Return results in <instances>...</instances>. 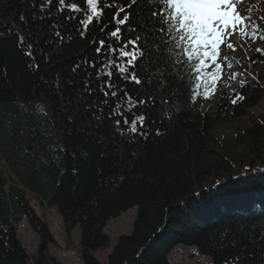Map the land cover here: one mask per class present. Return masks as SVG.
Instances as JSON below:
<instances>
[{
	"label": "trees",
	"instance_id": "16d2710c",
	"mask_svg": "<svg viewBox=\"0 0 264 264\" xmlns=\"http://www.w3.org/2000/svg\"><path fill=\"white\" fill-rule=\"evenodd\" d=\"M105 2L111 7L85 30L80 21L90 11L84 0H66L63 6L48 0H0V155L22 183L9 191L0 169V264H59L48 254L55 244L52 233L22 197V188L56 208L67 233L79 229L84 264H102L95 254L109 247L103 234L106 226L135 207L131 235L119 237L105 264H171L168 254L177 243L196 247L212 264H235L237 255L264 254V243L256 240L264 235L263 178L249 176L223 186L226 194L195 197L207 181L230 176L239 165L264 153V118L238 135L236 145L218 144L212 137L215 128L235 123L258 106L264 88L249 78L242 90L241 82L221 84L218 94L207 99V111L196 103L204 97L203 88L194 103L181 97L137 109L122 94L113 98L109 92L105 97L109 79L119 86L113 89L118 92L127 88L132 94L159 97L151 88L138 89L115 74L107 76L114 72L113 64L123 66L112 51L116 45L110 32L119 25L114 14L132 5L136 23L144 20L147 8L132 0ZM71 3L80 11L66 19L69 13L58 9ZM101 40L107 47L97 54ZM261 63L264 54L254 52L249 64ZM173 72L166 77L173 84L178 77L190 80L187 65ZM236 92L244 99L233 105ZM170 94L171 90L165 93ZM130 110L146 116L147 126L141 130L138 124L135 133L121 116L113 115L122 112L131 121ZM116 119H121L119 126ZM236 146L241 154L233 151ZM243 191L249 193L244 200L251 205L258 200L254 214L250 207L226 219L222 217L231 209L204 212ZM182 201L188 206L180 207ZM236 207L240 205L231 208ZM24 217L39 239L37 254L31 257L15 235ZM209 217L210 225L201 223ZM171 229L182 231L184 238L169 244ZM241 264L264 261L244 259Z\"/></svg>",
	"mask_w": 264,
	"mask_h": 264
},
{
	"label": "snow or ice",
	"instance_id": "6c2138e0",
	"mask_svg": "<svg viewBox=\"0 0 264 264\" xmlns=\"http://www.w3.org/2000/svg\"><path fill=\"white\" fill-rule=\"evenodd\" d=\"M58 3L63 6L66 0H48V3ZM90 14L82 19L80 23L87 30L91 22L103 15V9L111 7L105 0H84ZM243 0H132L133 5L146 6L147 13L143 21L133 23L131 17V7H121L113 16V21H119V25L114 27L110 36L114 38L115 52L123 66L113 64L114 72H108L111 78L117 75L125 84H131L138 89H149L159 92V97L152 93H145L144 96L129 93L127 88L120 91L113 90L117 85L109 81L105 82L108 91H104L105 97L110 95L117 98L121 94L131 105L132 109L147 108L149 105L155 107L158 103L170 104L174 100L184 97L186 100L195 102L199 96V90L203 88L204 98L210 99L215 95L219 87V81L224 79L225 67L231 69L232 62L227 53H223L222 45H226L232 52L237 51V46L225 41V37L231 39L239 35L244 42L248 39L253 41L264 39L259 33L264 31V17H253L249 12L247 15L239 11V4ZM61 13L68 12L66 19L73 18L72 14L79 12L77 3H71L69 8L61 7ZM120 13H125L123 16ZM251 29V31H249ZM127 33V35H125ZM165 34L169 37L165 39ZM59 35V33H57ZM83 38V32H81ZM96 48L97 54H101L106 48L104 40L99 41ZM244 50V43L240 45ZM119 49V51H116ZM257 52L264 54V49L257 48ZM31 55V53H28ZM248 59H251L250 57ZM143 67V70L141 66ZM189 67L190 80L183 77L177 78V83L173 84L166 77L173 76V70L177 66ZM93 69L96 64L90 65ZM38 67V65H37ZM238 73L228 76L229 86L235 81ZM98 79H102L98 77ZM245 81H241L239 88L242 90ZM171 90L170 96L165 93ZM235 91V89H233ZM244 96L236 92L235 98L230 103L235 105L242 101ZM133 119L129 121L123 113H114L121 116L124 125H129L132 132H137L139 124L142 130L146 116H135L133 111H129ZM121 119H116L115 124L120 125ZM149 123H154L151 117H147ZM143 135V131L140 132ZM159 135V130H157ZM260 243H264V235L256 237ZM244 259L264 261V254L256 252L249 253L247 257L237 255L235 264H241Z\"/></svg>",
	"mask_w": 264,
	"mask_h": 264
},
{
	"label": "rangeland",
	"instance_id": "374dc122",
	"mask_svg": "<svg viewBox=\"0 0 264 264\" xmlns=\"http://www.w3.org/2000/svg\"><path fill=\"white\" fill-rule=\"evenodd\" d=\"M243 10L242 14H245L248 10L253 12V17H264V0H252V4L248 7L244 5L239 6V11ZM225 41L231 42L237 46V51L232 52L230 49L223 45L224 53L232 57L239 64L244 65V61L249 56V48L242 41L239 35H236L229 39L224 38ZM241 43H244V50H241ZM256 77L259 78L262 87H264V65H260L253 72ZM199 109L206 111L209 109L208 103L199 104ZM209 107V108H208ZM264 118V96L260 104L251 109L245 117L238 119L232 124H223L215 128L212 132V137L218 144H226V146L236 145L235 138L242 134L249 125L255 121L262 120ZM235 152L241 154L240 147H234ZM249 163H260L259 158L249 160ZM0 169L3 172L7 189L22 187L20 180L12 173L7 161L0 155ZM22 197L28 201L31 207L34 209L36 215L47 226L52 233L55 244H53L48 254L51 255L59 264H84L81 258V248L79 246V229H74L69 233L66 232L63 220L59 215L56 208L48 207L45 203L40 201L36 196L30 194L25 188L20 189ZM137 208H132L129 211L123 213L120 217L111 220L106 226L103 234L109 239L110 248L106 251H100L95 255V258L102 264H105L108 254L111 251L113 245H115L117 239L121 235H129L133 229V223L135 220ZM25 220V221H24ZM23 223L17 226L18 240L24 247L26 254L31 257L37 254L39 239L35 230L31 227L27 219H23ZM181 250V251H178ZM172 257L178 258L174 264H212L210 257L200 254L195 247H187L177 245L173 249ZM109 252V253H108ZM179 254V256H176ZM173 263V262H172Z\"/></svg>",
	"mask_w": 264,
	"mask_h": 264
},
{
	"label": "bare ground",
	"instance_id": "6f19581e",
	"mask_svg": "<svg viewBox=\"0 0 264 264\" xmlns=\"http://www.w3.org/2000/svg\"><path fill=\"white\" fill-rule=\"evenodd\" d=\"M262 158H264V153L262 154L261 157H259V161H261ZM227 184H229V183L220 184V183L216 182L215 180H209V182L207 181V183L205 185L203 184V186H201L200 190H198L197 193L195 194V197H200L202 195H211L213 193L226 194L227 192L222 187L226 186ZM239 194H240V196H236L237 195L236 194L233 197L228 198L226 201H224L222 203V206L218 205V204L213 205L211 208H209L210 210H204V212H206L208 215H210L211 211L224 212V211H228L229 209H231V211H229L226 215H224L222 217V219H226V218L232 217L238 213H242V211L246 212V211H248V209L250 207L251 208V210H250L251 214H254L255 210L257 211V208H259L258 207V200L255 199L254 203L251 205V202L244 200L249 195V193L247 191L240 192ZM235 205H240V207H236V208L232 209L231 207H233ZM179 206L180 207L188 206V202L182 201L179 203ZM23 219H26V218L24 217ZM24 221L22 220L21 222L23 223ZM209 222H211L210 217L208 219L204 218L203 220H201V223H205V224L210 225ZM20 223H19V225H20ZM16 231H17V228H16ZM162 232H163V230H160V231H158V233L156 235H161ZM15 235L17 238H19L17 232ZM163 238H161V239L163 240ZM183 238H184V233L182 231L177 230V229L176 230L171 229V231L169 232V240H166V241H168L169 244H173L175 242H179ZM152 240H154V239H152ZM177 245L184 246L183 244H180V243H177L174 246L176 247ZM23 249H24V247H23Z\"/></svg>",
	"mask_w": 264,
	"mask_h": 264
},
{
	"label": "water",
	"instance_id": "95a60500",
	"mask_svg": "<svg viewBox=\"0 0 264 264\" xmlns=\"http://www.w3.org/2000/svg\"><path fill=\"white\" fill-rule=\"evenodd\" d=\"M261 163V162H260ZM259 165V163H249V162H247V163H245V164H243V165H239L237 168H235L234 170H233V173H231L230 174V176H227V177H225V178H222L221 180H215L216 182H221L222 180H225V179H228V178H230L232 175H234V174H236V173H240V172H243L244 170H248V169H252V168H255V167H257Z\"/></svg>",
	"mask_w": 264,
	"mask_h": 264
}]
</instances>
